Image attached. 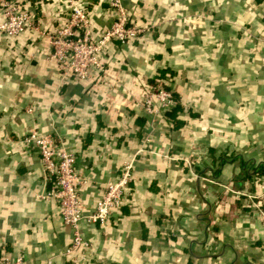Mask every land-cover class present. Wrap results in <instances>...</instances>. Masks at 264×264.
Returning a JSON list of instances; mask_svg holds the SVG:
<instances>
[{"label":"crops","instance_id":"crops-1","mask_svg":"<svg viewBox=\"0 0 264 264\" xmlns=\"http://www.w3.org/2000/svg\"><path fill=\"white\" fill-rule=\"evenodd\" d=\"M8 1L32 16L21 34L0 32V256H20L19 264H264V177L234 181L264 166V0H116L146 30L108 44L104 71L84 79L62 75L48 58L69 0ZM72 1L91 38L116 18L115 0ZM161 72L182 107L175 128L140 105ZM29 130L73 154L85 213L132 159L107 227L79 224L86 250L63 254L70 229L45 196L52 179L23 141Z\"/></svg>","mask_w":264,"mask_h":264},{"label":"built area","instance_id":"built-area-1","mask_svg":"<svg viewBox=\"0 0 264 264\" xmlns=\"http://www.w3.org/2000/svg\"><path fill=\"white\" fill-rule=\"evenodd\" d=\"M21 5V3L0 0L3 14L0 32L7 37L17 36L30 26L32 15ZM112 5L117 12L116 18L100 35L91 38L85 11L80 5L69 0V14L65 23L49 36L51 51L48 58L62 75L71 74L84 79L90 77L92 70L104 71L99 59L108 44L112 41L124 43L145 32L146 27L135 25L128 20L118 1L115 0ZM174 104L171 92L163 87L161 81L147 86L140 102L152 121ZM148 140L149 137L146 136L138 151L144 149ZM23 141L36 148L45 175L52 179V188L45 196L55 199L60 221L70 229V242L63 250V254L88 249L89 245L82 238L79 224L86 222L101 228L107 227L109 214L120 207L124 191L131 181L132 159L122 162L115 179L105 183L101 195L95 201L93 211L85 213L77 193V185L84 183L85 179L74 168L73 154L55 143L49 135L35 130H29L23 137ZM20 262V256L13 258L0 256V264H19ZM46 264L54 263L49 260Z\"/></svg>","mask_w":264,"mask_h":264},{"label":"trees","instance_id":"trees-1","mask_svg":"<svg viewBox=\"0 0 264 264\" xmlns=\"http://www.w3.org/2000/svg\"><path fill=\"white\" fill-rule=\"evenodd\" d=\"M150 81H151V84L155 83L156 81H161L163 83V87L171 92L173 99H174L173 91H171L169 86H168V77L165 76L164 74H162V72L157 74ZM181 111H182V107L180 106V104L175 103L173 105V107L162 112V117L167 121L168 126H170V128H175V127H177V125L182 123L181 119L179 117V115L181 114ZM193 165H194V163H193ZM194 167H195V169L198 168V166H195V165H194ZM261 177L262 178L264 177V166L258 165L257 167H253L251 169L250 173H247L244 171V172H242L241 175L235 176L234 181L235 182H241L242 180H245V179H251V180L256 181V180L260 179Z\"/></svg>","mask_w":264,"mask_h":264}]
</instances>
